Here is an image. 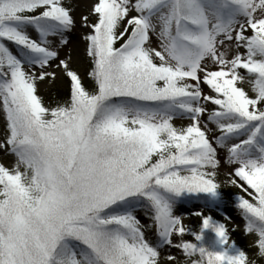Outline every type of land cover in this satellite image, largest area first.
I'll list each match as a JSON object with an SVG mask.
<instances>
[{
  "label": "snow or ice",
  "instance_id": "1",
  "mask_svg": "<svg viewBox=\"0 0 264 264\" xmlns=\"http://www.w3.org/2000/svg\"><path fill=\"white\" fill-rule=\"evenodd\" d=\"M80 7L0 0V264H264V0Z\"/></svg>",
  "mask_w": 264,
  "mask_h": 264
},
{
  "label": "rangeland",
  "instance_id": "2",
  "mask_svg": "<svg viewBox=\"0 0 264 264\" xmlns=\"http://www.w3.org/2000/svg\"><path fill=\"white\" fill-rule=\"evenodd\" d=\"M76 3L80 4L81 7L78 9L79 11H86V7L85 5L89 2V0H75ZM84 30L82 28L79 27V25L77 26V29L75 32L72 33L71 35V39L73 41V43L78 44L79 46V50L81 53V56L83 54V41H82V34H83ZM84 71V65H81V73L83 74ZM55 89H51L49 90H45L42 88L41 90V94L45 97L46 102L49 101L51 92H54ZM224 191L226 193H235L237 192V189L235 188H231V187H226L224 188ZM187 207V206H184ZM192 209H188V211H191ZM185 215H187V212H185ZM212 215L219 217L221 220L223 219V217L220 215V213L217 212H213ZM225 215H229L231 217V222L228 223L229 228H232L233 226L236 227V232L233 234V238L235 240H237L238 245L240 246H247V237L243 234L242 232V219L241 217L237 214L236 209L233 206H229L225 212ZM192 224L195 226L197 224V221L192 218Z\"/></svg>",
  "mask_w": 264,
  "mask_h": 264
},
{
  "label": "trees",
  "instance_id": "3",
  "mask_svg": "<svg viewBox=\"0 0 264 264\" xmlns=\"http://www.w3.org/2000/svg\"><path fill=\"white\" fill-rule=\"evenodd\" d=\"M214 217H215V216H214ZM215 218L220 219L219 217H215Z\"/></svg>",
  "mask_w": 264,
  "mask_h": 264
}]
</instances>
